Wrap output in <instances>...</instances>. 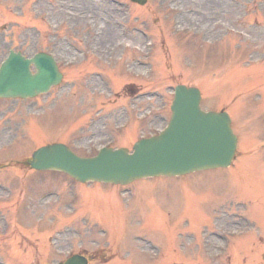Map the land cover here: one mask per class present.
Returning a JSON list of instances; mask_svg holds the SVG:
<instances>
[{
    "label": "rangeland",
    "instance_id": "1",
    "mask_svg": "<svg viewBox=\"0 0 264 264\" xmlns=\"http://www.w3.org/2000/svg\"><path fill=\"white\" fill-rule=\"evenodd\" d=\"M10 48L52 52L64 81L33 99H0L4 258L43 264L97 250L90 264H264V0H0V62ZM179 83L201 90L204 109L232 115L240 142L229 169L120 193L78 183L71 201L66 177L32 179L24 167L49 142L92 155L156 133ZM22 201L33 208L16 217ZM230 229L242 231L220 241Z\"/></svg>",
    "mask_w": 264,
    "mask_h": 264
},
{
    "label": "water",
    "instance_id": "2",
    "mask_svg": "<svg viewBox=\"0 0 264 264\" xmlns=\"http://www.w3.org/2000/svg\"><path fill=\"white\" fill-rule=\"evenodd\" d=\"M143 4L146 0H132ZM36 72L31 73L30 65ZM53 58L44 53L26 59L9 52L0 66V97H32L59 81ZM196 88L177 86L171 105V119L159 136L138 141L127 149L104 148L96 156L80 157L63 144L43 146L32 154L35 169H58L73 178L128 183L136 178L180 175L230 163L237 139L226 113L203 112ZM66 264H86L73 256Z\"/></svg>",
    "mask_w": 264,
    "mask_h": 264
}]
</instances>
